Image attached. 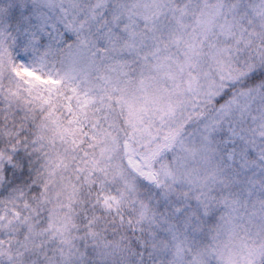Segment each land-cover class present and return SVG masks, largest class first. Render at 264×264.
Segmentation results:
<instances>
[{
	"label": "snow or ice",
	"instance_id": "6c2138e0",
	"mask_svg": "<svg viewBox=\"0 0 264 264\" xmlns=\"http://www.w3.org/2000/svg\"><path fill=\"white\" fill-rule=\"evenodd\" d=\"M0 264H264V0H0Z\"/></svg>",
	"mask_w": 264,
	"mask_h": 264
}]
</instances>
